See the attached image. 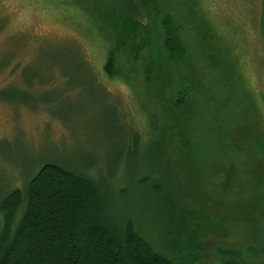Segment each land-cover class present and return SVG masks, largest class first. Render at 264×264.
I'll list each match as a JSON object with an SVG mask.
<instances>
[{
	"label": "rangeland",
	"instance_id": "1",
	"mask_svg": "<svg viewBox=\"0 0 264 264\" xmlns=\"http://www.w3.org/2000/svg\"><path fill=\"white\" fill-rule=\"evenodd\" d=\"M54 1L0 0V199L22 189L42 164L56 163L78 174L92 171L128 214L158 228L150 191L165 178L159 132L166 128L169 135L174 122L148 99L136 78L140 68L122 64L130 83L108 77L109 44L84 26L97 16L73 0H63L69 10ZM198 2L213 31L204 35L184 24L188 58L179 72L194 80L196 93L176 121L190 151L172 163L188 205L180 213L193 219L197 236L188 254L192 264H219L218 247L252 249L251 263L264 264V201L257 189L264 161L256 147L264 142V0ZM101 3L114 9L113 0H100L99 9ZM143 43L146 60V37ZM148 93L157 96L153 88ZM132 132L140 135L137 145Z\"/></svg>",
	"mask_w": 264,
	"mask_h": 264
},
{
	"label": "trees",
	"instance_id": "2",
	"mask_svg": "<svg viewBox=\"0 0 264 264\" xmlns=\"http://www.w3.org/2000/svg\"><path fill=\"white\" fill-rule=\"evenodd\" d=\"M73 3L81 12L85 9L97 16L84 26L89 36L99 35L109 44L105 47L104 66L108 77L117 76L127 82L122 64L134 66L135 71L140 68L141 77L136 78L145 85L148 99L165 107L164 118L174 122L169 135L166 128L159 132L165 178L150 191L159 213L155 218L159 229L128 214L124 206L117 204L118 195L96 181L92 171L78 174L56 163H44L28 175L22 189H14L0 199V264H192L188 252L194 251L189 247L197 236L193 219L189 215L184 219L180 213L188 205L180 195L173 162L190 151L187 131L176 129V121L186 113L196 88L192 78L182 77L179 66L188 58L182 37L185 22L188 20L204 35L210 34L212 27L203 19L198 0H113L114 9L103 3L99 9L100 0ZM52 4H62L69 10L63 0ZM181 4L188 12L186 20L182 19ZM105 9L111 15L103 12ZM261 24L264 36V3ZM142 31L146 35L141 39ZM145 37L146 60L140 56L145 51ZM208 55L215 64L214 57ZM221 56L223 60L224 54ZM184 69L194 78L188 67ZM181 77L184 86L179 85ZM152 88L157 96L148 93ZM17 98L15 94L12 100ZM259 98L264 106V92ZM253 107L259 111L258 106ZM139 140L140 135L132 132L133 143L137 145ZM256 147L264 161V142ZM107 176L114 181V175ZM257 189L263 202L264 172ZM216 253L219 264H252L249 256L255 255V250L218 247Z\"/></svg>",
	"mask_w": 264,
	"mask_h": 264
}]
</instances>
